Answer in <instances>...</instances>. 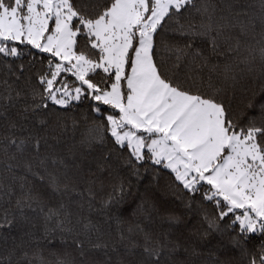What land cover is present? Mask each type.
Listing matches in <instances>:
<instances>
[{
    "label": "snow or ice",
    "instance_id": "1",
    "mask_svg": "<svg viewBox=\"0 0 264 264\" xmlns=\"http://www.w3.org/2000/svg\"><path fill=\"white\" fill-rule=\"evenodd\" d=\"M260 7L264 10V0ZM193 9L206 15L207 21L199 26L180 24V17L185 13L190 15ZM214 12V8L209 12L207 6L198 7L196 0H111L93 18L75 0H0V56H23L21 45L48 54V70L39 81L42 91L33 90L34 113L48 109L49 102L67 107L84 98L96 102L93 105L96 113H101V105L108 106L112 111L105 117L106 124L86 129L81 142L89 146L103 145L108 142L105 134L110 133L113 145L127 151L124 164L132 169L133 175L138 173V164L145 161L169 169L183 189L202 193L218 210L214 215H204L206 227L200 236L207 239L214 232H220L221 221L229 218L227 227L234 230L238 227L239 232V236L232 237L233 244L244 248L250 234L264 236V123L256 126L253 117L247 126H242L231 114V106L217 98L223 89L209 94L195 83L186 87L166 76L154 56V37L158 30H166L168 24L175 22L178 25L175 31L189 41L183 48L174 49L177 61L190 57L194 63L197 58H203L206 64L207 57L200 48L194 47L195 41H206L215 56L222 39L227 45L224 55L235 54V67L243 64L251 73L257 50L245 46L243 51L247 55H242L241 40L225 35V28L230 25L215 21ZM220 20L227 17L222 16ZM246 34L241 26V35ZM261 40L264 41V33ZM259 57V72L264 77V46L259 48ZM217 67L214 65L213 71ZM223 78L225 82L235 83L237 77L232 64L224 65ZM261 112L264 115V105ZM9 146L23 153L25 141L17 143L11 139ZM33 148L39 153V138ZM51 162L53 166L63 165L56 158ZM40 165L47 173L51 192L57 196L62 190L66 192L68 185L61 186L60 178L47 171L44 159H40ZM7 167L11 171L13 165ZM28 172L45 180L39 172H32L31 165ZM204 185L208 188L202 191ZM77 195L83 196V193ZM124 196L125 186L121 183L103 201V207L121 203ZM88 197L89 201L95 198L91 190ZM32 201L29 188L17 199L16 209L21 214L25 207L35 211ZM39 212L45 221L42 239L49 257L54 259L46 258L43 249H39L32 259H27L25 253L27 264H75V258L68 251L72 246L79 253L81 264H85L86 242L90 244L87 251L108 249L107 244L91 243L89 233L95 225L90 220L83 224V231L77 230L71 219L72 212L62 201L54 206H41ZM169 221L178 223L179 218L170 216ZM14 223V215L5 210L0 216V230L11 228ZM80 223L77 218L76 224ZM137 227L144 234L143 245L133 243L125 248L129 254L142 248L139 264H166L171 255L180 251V243L170 240L167 234L163 240L153 239L151 232ZM82 235L84 239L80 238ZM124 239L121 234L120 240ZM57 242L63 252L55 247ZM112 251H117L115 246ZM0 264H4L3 259ZM248 264H264V242L255 248Z\"/></svg>",
    "mask_w": 264,
    "mask_h": 264
},
{
    "label": "trees",
    "instance_id": "2",
    "mask_svg": "<svg viewBox=\"0 0 264 264\" xmlns=\"http://www.w3.org/2000/svg\"><path fill=\"white\" fill-rule=\"evenodd\" d=\"M75 3L87 15L95 18L110 5L111 0H75ZM196 3L201 9L207 6L209 12L214 8V20L230 25L225 28V35L239 37L242 55H247L243 51L245 46L257 50L253 71L248 72L243 64L235 67V54L224 55L227 45L222 39L215 56L211 54L206 41H195L194 47L200 48L203 56L207 57L206 64L203 58H197L194 63L190 57L177 61L174 49L183 48L189 41L175 31L178 27L175 22L168 24L166 30H158L154 37L157 63L166 76L186 87L195 83L209 94L215 89H223L217 98L222 99L226 106H231V114L239 119L240 124L247 126L249 119L254 117L256 126H260L264 123L261 112V105H264V77L259 72V48L264 46L261 40V34L264 33L261 0H196ZM222 16L227 17V20H220ZM206 21V15L202 16L193 9L190 15L183 14L179 23L199 26ZM241 26L245 28L246 35H241ZM20 47L25 54L19 58L0 56V216L7 210L15 217L11 228L0 230V259H3L4 264H9V258L10 264H27V259H32L39 249H43L46 258L54 259L49 257L46 242L42 239L45 221L39 208L58 205L61 201L72 212L71 219L77 230L83 231V224L90 220L95 225L89 233L91 243L108 245L106 251H87L90 244L86 242L85 264H139L142 248L134 249L132 254L125 248V245L131 247L133 243L143 245L144 234L137 225L151 232L153 239L163 240L167 234L170 240L180 243V251L171 255L166 264H248L255 248L264 242V236L250 234L245 247L238 248L232 241L233 236H239L238 227L235 230L228 228L230 220L225 218L221 221L220 232L203 239L200 232L206 227L204 215H214L218 210L213 202L203 198L202 193H189L175 181L169 169L151 161L138 164V173L133 175L132 169L124 164L127 151L113 145L110 133L105 134L108 142L103 145L89 146L81 142L86 129L99 123L106 124V114L112 111L109 107L101 106V113H96L93 110L96 102L84 98L67 107L49 102L48 109L34 113L33 90L42 91L43 86L39 81L48 70V54H41L30 46ZM225 64L234 66L237 77L235 83L224 81ZM214 65H218L215 71ZM37 138L40 139L39 153L33 148ZM11 139L17 143L25 141L23 153L9 146ZM53 158L62 160L63 165L53 166ZM40 159L45 160L48 172H54L60 178L61 186L68 185L66 192L62 190L59 196L51 192ZM9 164L13 165L11 171L7 167ZM29 165L32 172H39L45 176V180L41 181L28 172ZM121 183L125 186L123 201L104 208L103 201ZM21 185H24L23 189ZM29 188L36 210L25 207L21 214L16 209V201ZM207 188L204 185L202 191ZM89 190L95 197L91 201ZM77 193H83V196ZM170 216L178 217L179 222L171 223ZM77 218L80 224H76ZM121 234L125 237L123 241L120 240ZM80 238L84 239V236ZM113 246L117 251H112ZM55 247L63 252L58 242ZM68 251L75 258V264H81L74 246Z\"/></svg>",
    "mask_w": 264,
    "mask_h": 264
},
{
    "label": "rangeland",
    "instance_id": "3",
    "mask_svg": "<svg viewBox=\"0 0 264 264\" xmlns=\"http://www.w3.org/2000/svg\"><path fill=\"white\" fill-rule=\"evenodd\" d=\"M69 78H70V79H74V78H72V77H69ZM73 102H77V101H73ZM101 106H103V105H101ZM106 107H108V106H106ZM107 114H108V113H107ZM107 114H106V115H107Z\"/></svg>",
    "mask_w": 264,
    "mask_h": 264
}]
</instances>
